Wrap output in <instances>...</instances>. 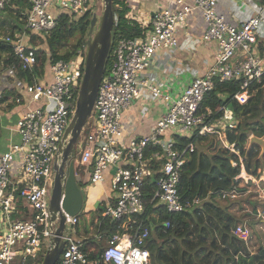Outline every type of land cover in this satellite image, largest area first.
Segmentation results:
<instances>
[{"label":"built area","instance_id":"2783aa9c","mask_svg":"<svg viewBox=\"0 0 264 264\" xmlns=\"http://www.w3.org/2000/svg\"><path fill=\"white\" fill-rule=\"evenodd\" d=\"M8 1L0 0V9ZM153 1L157 6L149 15L150 21L135 20L143 29L140 34L121 36L114 41L110 64L104 70L93 104L94 121L88 120V130L80 140L74 164L85 167L91 183L102 182L108 176L109 195L102 201L105 206L102 216L120 219L144 212L143 187L147 177L154 174L157 177L152 201L169 212H181L199 203L198 197L183 200L178 191L186 154L193 151L194 145L188 142L182 148L177 147L173 134H216L229 155H235L231 164L239 165L234 176L237 185L256 183L260 201L256 215L264 221V169L257 177L245 172L240 152L227 141L224 128L234 122L232 110L221 105L222 117L216 123L211 122L209 108L206 113L199 110L204 94L216 80L239 81V90L233 96L239 104L247 103L258 87L254 88L255 85L264 82V44L259 40L264 5L248 19L232 23L219 7L220 0ZM92 4L93 0H29L23 11L22 32L1 38L10 45L22 67L30 68L36 64V49L23 39L25 33L47 34L56 24V13L65 12L77 18L89 11ZM133 10L130 2L128 19H135ZM192 12H198L204 22L202 39L216 44L215 58L173 98L161 84L151 82L143 73L153 64L158 51L178 47V29L186 25ZM84 52L79 49L70 59L50 60L48 77L18 84L19 91L13 99L22 106L14 125L18 139L6 149L0 148V214L6 227H0V264L38 257L47 247L42 239L53 235L48 190L58 144L75 110ZM173 60L168 59L167 68ZM146 95L163 98L169 102L168 108L148 133L140 136L127 133L122 125L123 111L135 99ZM151 145L158 149L147 155ZM236 194L235 187L222 192L223 196ZM64 214V246L56 264H151L145 246L150 231L147 226L139 224L133 233L126 230L107 233L93 231L88 223L87 236L104 241L100 259L89 260L82 249L83 239L78 235V214ZM94 219L96 222L97 217ZM233 233L245 241L251 236L245 222L237 224Z\"/></svg>","mask_w":264,"mask_h":264},{"label":"trees","instance_id":"16d2710c","mask_svg":"<svg viewBox=\"0 0 264 264\" xmlns=\"http://www.w3.org/2000/svg\"><path fill=\"white\" fill-rule=\"evenodd\" d=\"M28 6L29 0H9L0 9V75L10 71L14 78L32 82L42 78L44 66L48 61L70 59L77 50L84 49L82 40L89 26L90 14L86 11L74 18L70 14L59 12L56 13V24L49 33L37 35L29 32L31 43L42 47L36 49V64L30 68H23L20 59L12 54L10 45L1 37L6 34L12 35L16 29H23L22 11ZM129 8L128 0H112L115 20L105 68L110 64L115 39L121 36L135 37L143 30L135 20L127 18ZM13 77H10L9 81L14 80ZM259 85H255L254 88ZM238 90V80H216L213 88L204 94L199 110L206 113V109L209 108L212 123L220 121L221 105L232 110L234 122L224 128L226 139L240 152L245 171L257 177L264 169V153L260 154L261 147L258 143L248 144V141L251 134L264 137V120H250L243 116L248 102L245 104L237 102L233 96ZM12 93L13 97H16L17 91L5 86L0 91V101L8 99ZM13 99L12 102H8L9 105H12ZM87 130L85 127L84 131ZM173 137L179 148L188 142L194 145L193 151L186 154L180 172L178 191L183 200L198 197L199 203L193 204L191 209L185 211L169 212L163 205L152 201L157 175L147 177L143 187L146 204L144 212L124 215L120 219H110L101 215L105 206L99 202L89 222L83 221L80 232L83 238L82 249L86 252L87 258L100 259L103 250V244L87 236L89 225H92L93 231L113 233L116 230H126L133 233L140 224V227L147 226L150 229L145 246L149 250L151 264H264V246L260 245L256 250H251L248 246L249 240L245 241L233 233L235 226L246 223L245 216L253 214L260 204L257 197L254 202L248 198L242 199L244 198L242 193L250 181L238 186L234 180V176L239 172V165L231 164V159L235 155H229L228 149L218 140L216 134L194 132L187 136L174 133ZM207 137L210 139L205 142ZM155 149L158 147L151 145L146 154L149 155V151ZM155 163L158 166V162ZM234 187L237 196L222 195L223 191ZM243 200L252 205V210L245 211ZM238 210L241 212H237ZM166 221L168 225L165 224ZM45 250L34 259L29 258L22 262L21 258H18L14 264H40Z\"/></svg>","mask_w":264,"mask_h":264},{"label":"crops","instance_id":"0c3cea01","mask_svg":"<svg viewBox=\"0 0 264 264\" xmlns=\"http://www.w3.org/2000/svg\"><path fill=\"white\" fill-rule=\"evenodd\" d=\"M144 1L151 2L150 0H140L141 3ZM168 5L172 6L171 3ZM263 5L264 0H220L219 2V7L224 11L227 19L232 23H240L241 21L248 19L260 11ZM152 10L153 7L145 8L143 6L133 10L132 14L135 17L134 20L145 23L144 19H148V15H150ZM260 20L263 23L262 29H264V10H262V13L260 14ZM204 28V22L199 13L192 12L186 25L178 29V47L172 51H158L155 55V61L144 71L143 76L148 78L151 82L155 81L156 83L161 84L164 87V90L169 93L171 97L174 98L180 95L184 86L195 76L202 74L214 61L216 44L202 39L201 35ZM16 32H22V28L16 29ZM28 34L25 33V36L23 37L27 44L31 45L35 49L42 47L32 44ZM35 34L38 35V33ZM259 40L261 41L260 43L264 44V35L261 33L259 35ZM169 58H173L174 60L172 64H169L172 66L167 68L166 65H168L167 62ZM48 74L47 63L44 66V74L42 78L48 77ZM10 77H13L10 71L6 73L4 72L0 75V91L2 88L7 86L12 87L18 92V84L25 81L18 80L14 77V80L9 81ZM38 79H41V77L37 78V80ZM13 96L14 94L12 93L8 99L0 101L1 149H6L9 143L18 139V134L14 130V125L17 116L22 110V106L15 104L14 102L12 105L8 104V102H12V99L14 98ZM168 104L169 102L165 101L163 98L152 99L148 95L135 99L123 111V128L127 131V133H132L137 136L148 133L153 128L158 117L168 108ZM260 154L262 153L260 152ZM87 172L88 171L85 167L75 169V176L78 184L79 181L87 183ZM251 186L254 187L252 188L253 190L250 188ZM93 188V192L89 193L88 197L83 202L82 209L84 207L86 210H94L97 204L102 202L103 199L109 195L107 178H105L102 182L94 184ZM81 190L83 192L82 187ZM251 191L254 193V198H256L257 190L256 183L254 182L247 184L246 190L242 193V195L246 196V194ZM259 206L260 204L256 207V209ZM90 216L91 215L87 214L85 222H89ZM78 228L79 236L82 237L80 232L81 225H78Z\"/></svg>","mask_w":264,"mask_h":264},{"label":"water","instance_id":"95a60500","mask_svg":"<svg viewBox=\"0 0 264 264\" xmlns=\"http://www.w3.org/2000/svg\"><path fill=\"white\" fill-rule=\"evenodd\" d=\"M114 20L112 0H103L101 15L91 16L86 35L82 40L85 52L76 106L58 144L53 165L54 171L48 199L49 220L53 235L48 240L40 264H56L64 246L62 238L65 229L64 213L76 215L83 206V192L75 176L72 150L92 114L112 44ZM96 25L97 28L94 30ZM252 142L258 143L261 153H264V137L250 135L248 144Z\"/></svg>","mask_w":264,"mask_h":264},{"label":"rangeland","instance_id":"374dc122","mask_svg":"<svg viewBox=\"0 0 264 264\" xmlns=\"http://www.w3.org/2000/svg\"><path fill=\"white\" fill-rule=\"evenodd\" d=\"M150 1L152 3L151 2H147V1H144V2L141 3L140 0H128V2H131V4L133 5L134 10L138 9L141 6H143L145 8L146 7H148V8L153 7V10H154L156 8L157 4L153 0H150ZM54 9H55V7H54ZM102 10H103V0H93V4L91 5L90 10H89L90 18H91V16L93 14H96L99 17L101 15V13H102ZM140 20H142V19H140ZM149 21H150V16L148 15V19H144V22L148 23ZM262 24L263 23L261 21L260 24H259V32L262 35H264V33H262V32H264V29H262ZM96 28H97V25L95 26L94 30ZM261 29H262V31H261ZM83 50L85 51V48ZM83 56H84V54H83ZM4 80H5V78H4ZM243 116L245 118L250 119V120H261V119L264 120V82L253 91V95H252V97L250 98V100L248 101V103L246 105L245 113H244ZM91 120L94 121V117L91 116L89 121H91ZM84 129L80 133L79 138L77 140V143L79 142V144H80V140L83 139L84 134L86 133V131H84ZM209 139H210V137H207L205 142H207V140H209ZM78 156H79V153L77 154V157ZM74 165H75L74 166L75 169L82 168V166L80 164L76 165V163H75ZM107 179H108V176H107ZM94 184H96V183H91L90 181H87V183H82L81 181H79V185L83 189L84 201L88 197V194L93 192ZM250 188L252 189L254 187L251 186ZM48 192L50 193V187H49ZM254 197H255L254 193L251 191V192L248 193L247 196H244V198H242V199H245V198L247 199L248 198V199H250V201L254 202V199H255ZM243 203H244L243 205L246 208L245 211L252 210L251 209L252 208L251 204H249L245 200H243ZM93 211H94L93 209L92 210H86L83 207V209H81L80 212H79L80 216H79V224L78 225H81L83 223V221L85 222L86 218H87V214L91 215ZM237 212L240 213L241 210H238ZM0 218H1L0 227L2 229H5L6 228L5 227V221H4V218H3V216L1 214H0ZM245 220L247 221L246 224L250 228V234H251L250 239L248 241L249 248L251 250H256L260 245L264 246V221L260 220L257 217L256 211L253 212V214L251 213L249 216H245ZM82 228L83 227L81 226V229ZM42 240H43V245L46 247L49 239L47 237H45ZM98 241L101 244H104V241L102 239H100ZM45 249L46 248H44L43 250H45Z\"/></svg>","mask_w":264,"mask_h":264},{"label":"flooded vegetation","instance_id":"af4514ba","mask_svg":"<svg viewBox=\"0 0 264 264\" xmlns=\"http://www.w3.org/2000/svg\"><path fill=\"white\" fill-rule=\"evenodd\" d=\"M80 151V144L79 142L75 144V146L73 147V150H72V157L75 158L77 156V154L79 153ZM75 170V169H74ZM75 172V171H74Z\"/></svg>","mask_w":264,"mask_h":264}]
</instances>
